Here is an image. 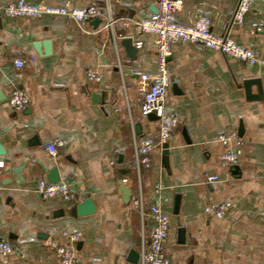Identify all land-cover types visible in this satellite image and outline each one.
Here are the masks:
<instances>
[{"label": "crops", "instance_id": "crops-1", "mask_svg": "<svg viewBox=\"0 0 264 264\" xmlns=\"http://www.w3.org/2000/svg\"><path fill=\"white\" fill-rule=\"evenodd\" d=\"M16 1L0 0V8ZM26 1L96 5L119 21L112 29L95 18L82 28L65 15L0 18V239L18 249L0 254V264H60L61 244L74 248L73 264H137L130 252L140 250L143 219L150 232L155 203L170 215L173 264H264V0H255L243 23L235 20L240 0H182L178 23L206 14L215 35L257 49L260 61L175 42L167 107L180 122L167 141L168 167L162 147L139 169L134 136L157 138L158 127L142 113L136 72L155 74L158 61L155 35L135 22L157 8L156 0ZM18 58L27 64L16 66ZM91 73L99 79L89 80ZM13 88L29 97L21 111L8 104ZM228 129L244 144L239 162L225 166L219 135ZM55 167L76 201L36 191ZM88 197L96 211L79 215L75 207ZM224 200L232 205L218 218L212 205ZM64 232L82 237L72 242Z\"/></svg>", "mask_w": 264, "mask_h": 264}, {"label": "built area", "instance_id": "built-area-1", "mask_svg": "<svg viewBox=\"0 0 264 264\" xmlns=\"http://www.w3.org/2000/svg\"><path fill=\"white\" fill-rule=\"evenodd\" d=\"M255 0H240L235 12V20L238 23L244 22L246 13L252 8ZM157 12L150 11L145 17L135 22L136 28L140 32L155 35V45L157 52L158 70L155 74L138 71L137 88L142 93V113L148 116L154 113L157 116L158 137L134 136L135 164L139 169L141 166L149 167L152 164L151 154L156 148H162L163 144L169 140L173 131L180 122L178 114L167 107V92L171 83L173 70L169 67V57L172 53V46L175 42H191L198 47L219 50L229 57L236 58L250 65L260 61L259 51L253 47H244L237 44L229 37L218 36L212 32V20L210 16L202 14L198 16L192 24H181L175 20V13L182 5V0H156ZM43 14L65 15L74 19L82 28L90 24V20L96 17L104 21V25L114 28L118 23L109 8L105 9L96 5H88L80 8H69L65 6L32 4L26 0H17L0 8V18L2 16H25L37 17ZM142 41L136 42L137 47L142 46ZM33 60V57L31 58ZM18 67L27 64L24 59L15 60ZM94 73L89 75V80H98ZM9 106L15 111L25 109L29 104L27 94L19 89L13 88L8 98ZM219 140L223 143L225 151L221 155L223 165L229 166L239 162L243 151L244 140L235 129H228L220 133ZM48 151L52 155L57 154V147L54 143L47 145ZM3 174V167L0 163V176ZM218 177L211 176V180ZM160 191L162 185L155 186ZM36 191L44 199L60 198L67 202L77 200V193L66 182H50L40 179ZM228 200L214 203L212 205L213 214L221 218L231 207ZM151 217L153 226L149 233L145 230L144 219L141 232V244L139 259L137 264H173L169 256L166 245L170 230V215L164 211L158 203L151 205ZM72 242L81 239V232H64ZM18 249L10 242L0 239V254L7 256L15 254ZM59 262L62 264H73L75 261V250L68 245H59L56 248ZM21 256L26 257L25 252Z\"/></svg>", "mask_w": 264, "mask_h": 264}, {"label": "water", "instance_id": "water-1", "mask_svg": "<svg viewBox=\"0 0 264 264\" xmlns=\"http://www.w3.org/2000/svg\"><path fill=\"white\" fill-rule=\"evenodd\" d=\"M153 11L157 12V8H155ZM94 21L96 23H99V22H101V18L97 17V18L94 19ZM148 118L149 119H154V120L158 119L157 116L154 113L149 114ZM168 147H169V143L165 142L163 144V154H164L163 161H164L166 167H168V160H169ZM49 181L50 182H59V181H61V176H60L58 167L53 168V170L51 171V174H50V177H49ZM178 207H179V200L177 199L176 200L175 213L178 212ZM75 208H76L77 213L79 215L91 214V213L96 211V205H95V203L93 202V200L90 197H88V198L84 199L83 201H81L80 203H78ZM180 232L182 233L183 229H180ZM138 258H139V252L135 251V250H132L130 252V258L129 259L131 261H133V262H137Z\"/></svg>", "mask_w": 264, "mask_h": 264}]
</instances>
